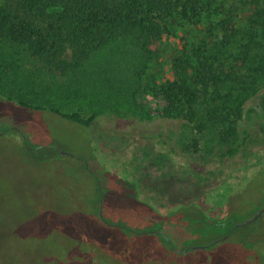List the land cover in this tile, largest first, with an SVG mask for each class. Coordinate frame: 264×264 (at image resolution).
I'll list each match as a JSON object with an SVG mask.
<instances>
[{
  "label": "rangeland",
  "instance_id": "374dc122",
  "mask_svg": "<svg viewBox=\"0 0 264 264\" xmlns=\"http://www.w3.org/2000/svg\"><path fill=\"white\" fill-rule=\"evenodd\" d=\"M246 15L240 14L242 26ZM211 24L198 21L172 31L163 52L151 60L132 51L131 61L124 49H108L88 65L119 90L125 86L124 91L132 92L137 85L151 94L158 83L171 78L172 58L184 45L198 46L209 39ZM1 46L7 59L23 70L40 67L22 49ZM8 72L11 77L3 76L0 89L6 96L70 112L77 109L68 101L62 76L53 83L44 73L52 88L39 86L30 93L13 83V69ZM119 79H127L126 84ZM105 98H93L89 110L98 116L86 128L0 97V264H164L159 242L121 229L123 217L138 223L135 213L145 219L149 210L168 213L196 204L220 218L234 210L238 224L264 208V107L259 100L248 104L253 112L242 122L243 132L252 138L237 155L223 157L211 133L200 134L183 120L114 105ZM100 192L104 216L113 226L90 222L101 212ZM140 225L131 226L137 231ZM200 250L191 251L183 262L258 264L252 261L254 254L230 257L226 251Z\"/></svg>",
  "mask_w": 264,
  "mask_h": 264
},
{
  "label": "trees",
  "instance_id": "16d2710c",
  "mask_svg": "<svg viewBox=\"0 0 264 264\" xmlns=\"http://www.w3.org/2000/svg\"><path fill=\"white\" fill-rule=\"evenodd\" d=\"M242 11L247 12L244 26ZM204 20L212 21L211 38L198 46L184 45L172 58L171 78L158 83L151 94L137 85L132 92L124 91L125 86L119 90L88 65L108 49H124L131 61L132 51L151 60L163 52L165 37L172 31ZM1 44L22 49L40 67L23 70L7 59ZM10 69L13 83L30 93L39 86L52 88L44 73L53 83L62 76L68 101L77 106L70 112L0 92L1 98L22 108L52 112L87 128L98 116L89 110L93 98L102 100L106 94L114 105L128 104L150 115L183 120L200 134L211 133L220 155L232 157L252 138L242 126L246 114L253 112L248 104L259 100L264 107V0H0V89L3 76L10 79L12 72L6 73ZM126 80L119 79L124 84ZM233 211L220 218L195 204L168 213L149 210L145 219L135 213L138 223L123 217L121 229L156 239L165 251L164 264H187L183 259L195 250L181 254L177 249L209 245L225 236L227 240L207 249L226 251L230 257L254 254L252 261L264 264V215L259 222L232 231L238 222ZM90 222L106 224L99 213ZM139 223L141 229L134 230Z\"/></svg>",
  "mask_w": 264,
  "mask_h": 264
},
{
  "label": "water",
  "instance_id": "95a60500",
  "mask_svg": "<svg viewBox=\"0 0 264 264\" xmlns=\"http://www.w3.org/2000/svg\"><path fill=\"white\" fill-rule=\"evenodd\" d=\"M62 154H68V153H67V152H62ZM100 215H101L102 219H104L105 222L110 223V222H108V221L106 220V218H105V216H104L103 208L101 209ZM263 215H264V208L261 209V210H259V211L254 215L253 218H251V219H249V220H247V221H245V222L235 224L234 227H233V229H232V231H234V230H236V229H238V228L244 227V226H248V225L252 224L253 222H259L260 219L263 217ZM228 237H229V236H225L224 238H222V239H220V240H217V241H215V242H213V243H211V244H209V245H194V246H192V247H189V248H186V249H184V250L179 251V253H181V254H186V253H188V252L191 250V248L194 249V250L209 248V247H211V246H214V245L219 244V243L221 242V240H224V241L227 240ZM166 239L172 243V240H171L170 237L166 236Z\"/></svg>",
  "mask_w": 264,
  "mask_h": 264
},
{
  "label": "flooded vegetation",
  "instance_id": "af4514ba",
  "mask_svg": "<svg viewBox=\"0 0 264 264\" xmlns=\"http://www.w3.org/2000/svg\"><path fill=\"white\" fill-rule=\"evenodd\" d=\"M16 131L18 132V133H20V129H18V128H16ZM97 199H98V202L100 203V208L102 209L103 208V210H104V194L102 193V192H100L99 194H98V196H97ZM103 204V207H101V205ZM196 205V204H195ZM205 211V210H204ZM104 212V211H103ZM213 215V214H212ZM214 216V215H213ZM216 217V216H215ZM100 219H102V217H101V215H100ZM103 221H104V219H102ZM106 226H113L111 223H107L106 222V224H105ZM156 232L157 233H160V234H163V232L162 231H159V230H156ZM178 250V252L179 251H181L180 249H177Z\"/></svg>",
  "mask_w": 264,
  "mask_h": 264
}]
</instances>
